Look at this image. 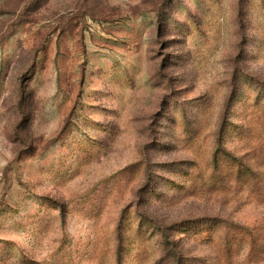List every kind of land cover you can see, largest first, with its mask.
<instances>
[{"label": "rangeland", "instance_id": "374dc122", "mask_svg": "<svg viewBox=\"0 0 264 264\" xmlns=\"http://www.w3.org/2000/svg\"><path fill=\"white\" fill-rule=\"evenodd\" d=\"M0 264H264V0H0Z\"/></svg>", "mask_w": 264, "mask_h": 264}]
</instances>
